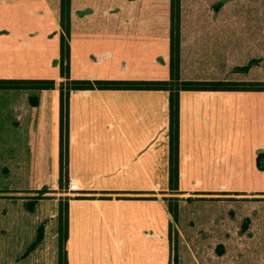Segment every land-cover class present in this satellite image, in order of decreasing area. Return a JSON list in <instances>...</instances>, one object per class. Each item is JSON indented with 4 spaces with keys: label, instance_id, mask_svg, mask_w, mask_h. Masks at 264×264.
<instances>
[{
    "label": "rangeland",
    "instance_id": "obj_1",
    "mask_svg": "<svg viewBox=\"0 0 264 264\" xmlns=\"http://www.w3.org/2000/svg\"><path fill=\"white\" fill-rule=\"evenodd\" d=\"M39 8L46 13L33 14ZM60 9V0H0V28L10 30L0 35V64H8L0 72L51 77L64 93L69 79L169 82V58L177 52L172 77L177 69L184 82L264 83V0H70L59 27ZM46 25L50 42L28 35ZM8 44L17 45L16 58L6 56ZM35 44L47 46L45 56H33ZM43 58L45 64L32 62ZM251 60L246 73L236 71ZM75 92L69 123L72 99L74 124L85 128L78 129L68 176L58 187L52 158L17 154L13 160L0 152V264H60L59 201L71 204L67 264H264V170L256 163L264 154V91L180 92L179 178L171 187L167 91ZM56 95L59 107L57 90H0L4 128L20 126L30 97L51 107ZM62 139L69 147L70 126ZM121 140L122 147L114 146ZM42 186L56 187L35 211L39 218L50 211V237L24 255L30 229L27 240L16 238L31 225L16 232L22 209L15 203L32 197L3 191Z\"/></svg>",
    "mask_w": 264,
    "mask_h": 264
},
{
    "label": "trees",
    "instance_id": "obj_2",
    "mask_svg": "<svg viewBox=\"0 0 264 264\" xmlns=\"http://www.w3.org/2000/svg\"><path fill=\"white\" fill-rule=\"evenodd\" d=\"M61 3V9L59 11V27L64 23V14H67L66 17H69L68 10H65L64 8H68L70 4V0H60ZM43 13H46L44 8H39L34 12L36 16H41ZM45 18L42 17V21H44ZM24 22V20H22ZM70 22V21H69ZM70 26V24H69ZM45 29H42L41 26H38L36 30L30 31L28 35L35 37L37 42H50L52 34L51 30L46 25L44 27ZM10 30L7 28L1 29L0 28V35L3 33H8ZM68 33L69 30H66ZM31 37V38H32ZM27 39V35H26ZM58 48H57V54L59 58V63L62 64L63 62V35L59 31L58 32V38L54 37ZM30 40V37H29ZM172 46V45H171ZM7 50L6 56H12L14 58L17 57L18 48L17 45H5L3 46ZM33 56L41 57L45 56L47 53V46L45 45H34L33 46ZM46 49V50H45ZM29 51V55H31V51ZM32 56V57H33ZM11 57H6L8 61H10ZM1 62V61H0ZM34 63H40L39 60L32 61ZM170 62V72H171V80L168 81H137V80H123V81H117V80H70L71 85L66 89V92L64 93L63 89L58 86L57 80L53 79L51 77H45V76H21V77H10L8 75V72L6 73L5 70H2L4 72H0V90H18V89H28V90H57L59 92V182H61V177L65 174L68 176V153H69V147L68 144L63 147L62 143V132L63 130H66L69 132V105H70V94L73 91L77 90H145V91H167L169 93L168 96V183L171 187V181H175L177 183L179 178V94L182 91H264V83L260 82H229L226 79H218V80H208V79H198L193 80V82H184L182 80H179V73L177 72V69L173 70V77H172V68L175 64H179V57L176 52V55L172 53L169 58ZM254 60L249 61V63L246 66H242L236 69V71L240 73H246L250 67L254 65ZM12 64V63H10ZM42 64H45L42 63ZM5 65L4 68L7 67L8 64H0ZM173 66V67H172ZM3 69V68H2ZM8 75V76H7ZM176 77V80H175ZM68 79V78H67ZM205 80V81H202ZM176 82L178 85V88L173 89L172 83ZM236 83V84H234ZM251 83V84H248ZM174 86V84H173ZM176 86V84H175ZM180 86V87H179ZM30 104L32 106H35L37 103V99L35 97L29 98ZM68 142V141H67ZM261 159H264V154H260L257 156L256 163L257 167L260 170H264V166L260 164ZM264 161V160H263ZM60 184V183H59ZM59 186V185H58ZM176 186V185H175ZM53 191V190H50ZM3 192H11L12 194H23L24 196L28 197L31 195L32 199H29L28 202H22L18 203L16 201V207L17 209H22L20 213L18 214V221H15L16 226V232L22 233L23 229L25 227L21 225H28L31 226L26 227V235L16 238L20 240H27L28 239V228L30 229L32 233L31 237V243L30 245H26L25 253L24 255L31 251L36 245L39 243H45L47 239L50 237V211H45L43 213V216H38V214L35 213V211H38L40 203L42 198L45 194L48 193V190L46 188L43 189H6ZM14 204V205H15ZM64 204V203H63ZM61 201L58 202V208H57V223H58V247L59 249V260L60 264L61 261H64L63 264H67V256H68V244H67V228H68V203L66 202L64 204V207ZM36 214V215H35ZM174 219H177L176 212L173 213ZM35 217L37 219H35ZM28 219V221H27ZM30 220V222H29ZM36 220V222H35ZM29 222V223H28ZM62 226L66 227L65 230V237L64 242L61 239V230ZM62 244V245H61ZM64 244V246H63ZM63 246V247H62Z\"/></svg>",
    "mask_w": 264,
    "mask_h": 264
},
{
    "label": "crops",
    "instance_id": "obj_3",
    "mask_svg": "<svg viewBox=\"0 0 264 264\" xmlns=\"http://www.w3.org/2000/svg\"><path fill=\"white\" fill-rule=\"evenodd\" d=\"M39 62L44 63L45 62L44 58L42 60H39ZM80 91L81 90H77L76 92H80ZM56 96H57L56 98L54 97V102H53L54 104L51 107L41 104V100L38 98L36 105L32 106L31 110L29 111V114H26L27 116L25 117V120L21 121L20 126L17 128L16 127L11 128L9 125H7V127L4 128L0 117V152L10 153L12 155V156L10 155V158H12L13 160L17 158V154L19 155L25 154L24 158H27L30 155L31 157H34V160L35 157L39 160L52 158V160L56 164V175H57L56 187H58L59 185V107H58V95ZM1 104H2V99H0V107ZM71 104H72V109L70 112L69 126H70V135L72 139L69 143V153L70 156L72 157L73 149H74L73 147L77 145L75 144L76 143L75 140L76 138L78 139L80 136V132L78 131V129L80 128L81 130H83V128L85 127L84 126L80 127L77 124L76 125L74 124V110H73L74 100L72 99H71ZM35 108H37L39 111L36 112ZM179 111L181 112L180 109ZM180 112H179V139L181 140L183 124L182 121H180L181 119ZM7 129H11V131L9 133H5ZM22 129H25V132L26 129L30 131H28L27 133L24 132L23 134H20V130ZM105 135H107V140H108L110 136H108V133ZM125 137L128 136L126 135ZM124 140H126V138ZM124 140H121L122 142H115L118 145L115 144L114 146L118 148L122 147ZM26 141L27 143H25ZM153 143L154 140L152 139L150 140V143L148 142L142 149H146L148 145L150 144L152 145ZM104 144H105L104 152L110 153V141L109 142L106 141ZM28 145L30 146V149H28L29 148ZM14 153H16V156H14ZM56 187L42 186L41 188L54 190L56 189ZM75 201L77 202L78 200ZM70 205L71 204H68V212H69V208H71Z\"/></svg>",
    "mask_w": 264,
    "mask_h": 264
}]
</instances>
